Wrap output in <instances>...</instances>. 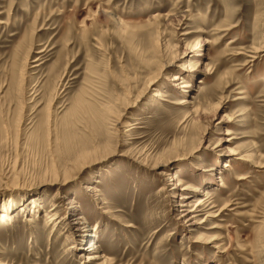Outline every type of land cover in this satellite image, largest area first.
Segmentation results:
<instances>
[{
    "label": "rangeland",
    "instance_id": "obj_1",
    "mask_svg": "<svg viewBox=\"0 0 264 264\" xmlns=\"http://www.w3.org/2000/svg\"><path fill=\"white\" fill-rule=\"evenodd\" d=\"M0 264H264V0H0Z\"/></svg>",
    "mask_w": 264,
    "mask_h": 264
},
{
    "label": "bare ground",
    "instance_id": "obj_2",
    "mask_svg": "<svg viewBox=\"0 0 264 264\" xmlns=\"http://www.w3.org/2000/svg\"><path fill=\"white\" fill-rule=\"evenodd\" d=\"M205 39V38H204ZM202 41V40H201ZM205 41V40H204ZM206 42L208 43V42H210V41H207L206 40ZM201 46H203V45H201ZM260 51H262V49H258V50H255V52L254 53H259ZM36 60H38V59H36ZM178 79H183V77L182 76H178V75H176L175 77H173V81H175V80H178ZM184 82V81H183ZM180 83V82H179ZM175 84V83H174ZM160 94L159 93H156V96H159ZM183 102H185V101H183ZM229 154H232V152L230 153L229 152ZM227 164V163H226ZM226 166V165H225ZM178 184V183H177ZM176 186V185H175ZM94 191H97V189H95ZM178 192V191H177ZM181 198H183V199H185L186 198V195L185 194H183L182 196H181ZM204 200H199V205L200 204H202V203H204L203 202ZM197 205V204H196ZM180 207H181V209H180V211H181V216L180 217H182L183 219H185L189 224H193L194 223V218L196 217V215L197 214H195V210H193V209H189L188 207H189V205L187 204V203H182L181 205H180ZM198 212V211H197ZM78 218V217H77ZM81 218V217H80ZM179 220V219H178ZM194 220V221H193ZM197 224V223H196ZM93 244V243H92ZM93 246V248H96L97 247V245H92ZM98 256L96 255V256H93V257H90L89 256V258L90 259H94V258H97Z\"/></svg>",
    "mask_w": 264,
    "mask_h": 264
}]
</instances>
